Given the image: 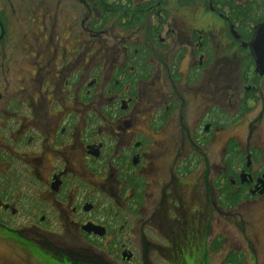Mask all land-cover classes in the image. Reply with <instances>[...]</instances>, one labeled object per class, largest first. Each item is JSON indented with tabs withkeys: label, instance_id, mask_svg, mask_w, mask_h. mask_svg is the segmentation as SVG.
<instances>
[{
	"label": "flooded vegetation",
	"instance_id": "1",
	"mask_svg": "<svg viewBox=\"0 0 264 264\" xmlns=\"http://www.w3.org/2000/svg\"><path fill=\"white\" fill-rule=\"evenodd\" d=\"M262 24L264 0H0L2 252L208 264L219 215L264 227Z\"/></svg>",
	"mask_w": 264,
	"mask_h": 264
},
{
	"label": "rangeland",
	"instance_id": "2",
	"mask_svg": "<svg viewBox=\"0 0 264 264\" xmlns=\"http://www.w3.org/2000/svg\"><path fill=\"white\" fill-rule=\"evenodd\" d=\"M218 218V232L221 247L219 249V257H211L212 261L210 263L222 264L229 253L236 251V253L244 255L243 258L247 264H252L251 261H253V258L248 257L249 254H252V249L257 255L256 264H264V227L255 223L259 221V217L249 214L244 217L245 220L242 222L233 215H219ZM239 223L245 224V226H239ZM243 231L248 233L251 241H254L253 244L239 242L245 238ZM0 253L7 259L13 260V264L20 263L18 255L12 248L9 250L6 249L5 252H2L0 249ZM237 257L240 258L239 255Z\"/></svg>",
	"mask_w": 264,
	"mask_h": 264
},
{
	"label": "water",
	"instance_id": "3",
	"mask_svg": "<svg viewBox=\"0 0 264 264\" xmlns=\"http://www.w3.org/2000/svg\"><path fill=\"white\" fill-rule=\"evenodd\" d=\"M257 40L264 42V24L257 27L256 31ZM258 70L263 74L264 73V52L258 51L256 53Z\"/></svg>",
	"mask_w": 264,
	"mask_h": 264
}]
</instances>
